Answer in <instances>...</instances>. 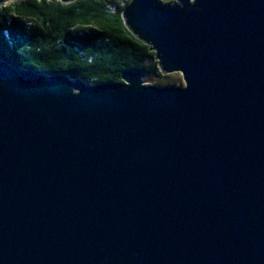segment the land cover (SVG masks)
I'll return each mask as SVG.
<instances>
[{"label": "water", "instance_id": "95a60500", "mask_svg": "<svg viewBox=\"0 0 264 264\" xmlns=\"http://www.w3.org/2000/svg\"><path fill=\"white\" fill-rule=\"evenodd\" d=\"M123 19L183 86L0 60V264H264V0Z\"/></svg>", "mask_w": 264, "mask_h": 264}, {"label": "trees", "instance_id": "16d2710c", "mask_svg": "<svg viewBox=\"0 0 264 264\" xmlns=\"http://www.w3.org/2000/svg\"><path fill=\"white\" fill-rule=\"evenodd\" d=\"M129 2L11 0L0 6V60L92 84L121 82L126 70L148 73L152 62L161 83L154 51L125 26Z\"/></svg>", "mask_w": 264, "mask_h": 264}, {"label": "rangeland", "instance_id": "374dc122", "mask_svg": "<svg viewBox=\"0 0 264 264\" xmlns=\"http://www.w3.org/2000/svg\"><path fill=\"white\" fill-rule=\"evenodd\" d=\"M10 1L11 0H7L1 5H6ZM165 1H172L174 3L177 2V0H165ZM157 63H158V61H157ZM147 65L149 66V71H148V73H144V77L142 78V83L143 84L175 85V86H183L184 85L183 81H182V78H181V75L178 72H173V73H169V74L163 73L164 79L160 83L159 82L161 80L160 77L156 76L154 71L151 69L152 68V62H149V64H147Z\"/></svg>", "mask_w": 264, "mask_h": 264}]
</instances>
